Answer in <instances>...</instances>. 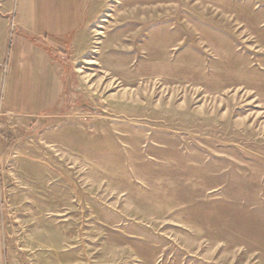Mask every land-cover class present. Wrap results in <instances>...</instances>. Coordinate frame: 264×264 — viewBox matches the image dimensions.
Segmentation results:
<instances>
[{
	"label": "rangeland",
	"instance_id": "1",
	"mask_svg": "<svg viewBox=\"0 0 264 264\" xmlns=\"http://www.w3.org/2000/svg\"><path fill=\"white\" fill-rule=\"evenodd\" d=\"M81 1L55 106L0 132L2 263L264 264V0Z\"/></svg>",
	"mask_w": 264,
	"mask_h": 264
},
{
	"label": "crops",
	"instance_id": "2",
	"mask_svg": "<svg viewBox=\"0 0 264 264\" xmlns=\"http://www.w3.org/2000/svg\"><path fill=\"white\" fill-rule=\"evenodd\" d=\"M81 24V0L0 1L1 133L28 132L55 106L63 78L48 46L63 51Z\"/></svg>",
	"mask_w": 264,
	"mask_h": 264
}]
</instances>
